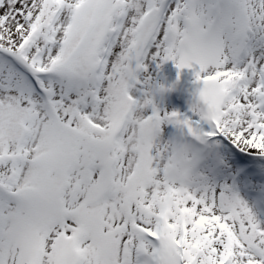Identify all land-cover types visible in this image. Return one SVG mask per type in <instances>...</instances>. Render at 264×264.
<instances>
[{"label": "snow or ice", "instance_id": "6c2138e0", "mask_svg": "<svg viewBox=\"0 0 264 264\" xmlns=\"http://www.w3.org/2000/svg\"><path fill=\"white\" fill-rule=\"evenodd\" d=\"M0 264H264V0H0Z\"/></svg>", "mask_w": 264, "mask_h": 264}, {"label": "rangeland", "instance_id": "374dc122", "mask_svg": "<svg viewBox=\"0 0 264 264\" xmlns=\"http://www.w3.org/2000/svg\"><path fill=\"white\" fill-rule=\"evenodd\" d=\"M162 70L156 75V78L160 83H163L164 85H169L168 82L166 81L165 77L168 78H176L178 77L179 73V79L178 80V86L176 87L177 90L179 91V94L182 98H184L187 102L186 106L180 108V109H174V107L164 100H161L162 106L171 111V110H178V111H186L188 107V100L190 98V90L193 89L196 85L193 83L194 81V76L193 72L191 69H183V70H178L175 67V64L172 61H168L164 64H162ZM165 75V77H163Z\"/></svg>", "mask_w": 264, "mask_h": 264}, {"label": "bare ground", "instance_id": "6f19581e", "mask_svg": "<svg viewBox=\"0 0 264 264\" xmlns=\"http://www.w3.org/2000/svg\"><path fill=\"white\" fill-rule=\"evenodd\" d=\"M162 70V67H160L158 70H156V75Z\"/></svg>", "mask_w": 264, "mask_h": 264}]
</instances>
